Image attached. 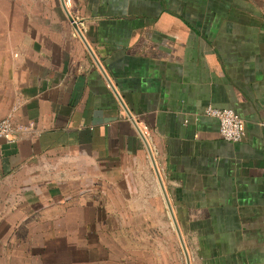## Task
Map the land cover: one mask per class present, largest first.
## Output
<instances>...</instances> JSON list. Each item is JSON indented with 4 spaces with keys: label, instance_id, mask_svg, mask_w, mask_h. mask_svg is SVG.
<instances>
[{
    "label": "crops",
    "instance_id": "1",
    "mask_svg": "<svg viewBox=\"0 0 264 264\" xmlns=\"http://www.w3.org/2000/svg\"><path fill=\"white\" fill-rule=\"evenodd\" d=\"M64 1L191 264H264V0ZM14 108L29 131L0 140V264H186L60 0H0V121Z\"/></svg>",
    "mask_w": 264,
    "mask_h": 264
},
{
    "label": "built area",
    "instance_id": "2",
    "mask_svg": "<svg viewBox=\"0 0 264 264\" xmlns=\"http://www.w3.org/2000/svg\"><path fill=\"white\" fill-rule=\"evenodd\" d=\"M17 109L0 121V140L7 143H17L29 131V127L15 122ZM206 117L214 118L219 122V134L222 139L231 143L242 142L246 136L245 121L233 110H220L208 107L204 113Z\"/></svg>",
    "mask_w": 264,
    "mask_h": 264
},
{
    "label": "water",
    "instance_id": "3",
    "mask_svg": "<svg viewBox=\"0 0 264 264\" xmlns=\"http://www.w3.org/2000/svg\"><path fill=\"white\" fill-rule=\"evenodd\" d=\"M61 1V4H62V8L67 16V18L69 19V21L71 22V24L73 25V28L75 29L77 35L80 37V39L82 40V42L84 43V45L86 46L88 52L90 53V55L92 56V58L94 59L95 63L97 64V66L99 67V69L101 70V72L103 73V75L105 76L106 80L109 82V84L111 85L114 93L116 94V96L118 97L121 105L123 106V108L125 109L128 117L130 118L131 122L133 123L134 127L136 128L138 134L140 135V137L142 138V140L144 141L145 143V146L147 148V151L149 153V156H150V159H151V162H152V165L154 167V170L156 172V175H157V178H158V181H159V184H160V187L162 189V192H163V196L166 200V203L168 205V210H169V213H170V216L173 220V224H174V227H175V230L178 234V237H179V240H180V243H181V246H182V249H183V252H184V255H185V258H186V264H191L190 262V257H189V254L187 252V249H186V246H185V243L183 241V238H182V235H181V231H180V228L179 226L177 225V222H176V219H175V216L173 214V211L171 209V205L169 203V199L167 197V194L165 192V188L163 186V182L161 180V177H160V174L158 172V169H157V166H156V163H155V160H154V157H153V154H152V150L149 146V143L146 139V137L144 136L143 132L140 130V128L138 127L136 121L133 119V117L131 116L130 112L128 111V109L126 108L125 104L123 103L122 99L120 98L119 94L116 92V90L114 89L113 85L111 84L109 78L107 77L103 67L100 65L99 61L97 60L95 54L93 53L92 49L90 48V46L88 45L87 41L85 40L82 32L80 31L79 29V26L77 24V22L74 20V18L71 16L69 10L67 9V6L65 4V1L64 0H60Z\"/></svg>",
    "mask_w": 264,
    "mask_h": 264
}]
</instances>
